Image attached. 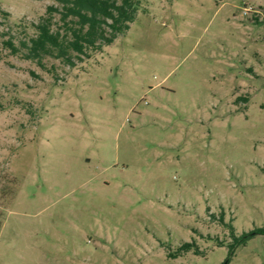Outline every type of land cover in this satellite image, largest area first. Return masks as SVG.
<instances>
[{
  "label": "rangeland",
  "instance_id": "1",
  "mask_svg": "<svg viewBox=\"0 0 264 264\" xmlns=\"http://www.w3.org/2000/svg\"><path fill=\"white\" fill-rule=\"evenodd\" d=\"M139 2L32 58L60 4L0 0V264H264V0Z\"/></svg>",
  "mask_w": 264,
  "mask_h": 264
},
{
  "label": "trees",
  "instance_id": "2",
  "mask_svg": "<svg viewBox=\"0 0 264 264\" xmlns=\"http://www.w3.org/2000/svg\"><path fill=\"white\" fill-rule=\"evenodd\" d=\"M59 7L50 6L51 13L59 12L60 20L69 35L64 38L60 31L52 29L51 17L36 25L38 33L31 38L29 57L40 58L42 54L67 57L71 52L88 54L110 45L130 28L139 9V0H56ZM69 33V34H68ZM263 233L259 228L243 235V242L254 234Z\"/></svg>",
  "mask_w": 264,
  "mask_h": 264
}]
</instances>
